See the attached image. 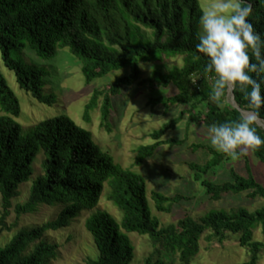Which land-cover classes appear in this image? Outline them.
Instances as JSON below:
<instances>
[{
	"label": "trees",
	"instance_id": "1",
	"mask_svg": "<svg viewBox=\"0 0 264 264\" xmlns=\"http://www.w3.org/2000/svg\"><path fill=\"white\" fill-rule=\"evenodd\" d=\"M247 5L252 8L247 19L264 39V0H244L242 6ZM201 13L198 0H0V62L15 73L22 89L46 104L55 101L53 95L44 94L46 71L22 63L17 52L29 49L38 56L51 58L58 49L66 47L80 60L87 83L128 67V74L117 77L106 87L94 88L85 106L84 117L88 119L89 110L101 99V124L108 130L113 96L119 95L124 85H174L177 90L174 94L151 98L148 103L183 105L186 110L152 131L153 143L138 147L134 165H141L160 145L184 143L162 137L185 113L189 115V123L201 122L208 128L245 118L226 101L228 89L219 106L210 98L215 73L205 71L208 58L195 47L199 42ZM261 52L264 55V47ZM175 55L183 56L182 66L174 65L166 72L154 69L151 77L140 78L141 61H161ZM249 57L250 62H257L250 51ZM194 78L196 85L192 84ZM233 96L241 109L256 114L238 89ZM19 114V101L0 70V195L4 209L0 222L4 224L19 186L32 177V164L40 152L43 171L33 179L27 200L16 204L15 211L20 216L35 211L41 204L55 203L62 208L54 220L21 228L0 245V264H50L57 257L58 246L44 238L45 232L68 227L80 211L95 208L105 183L110 189L108 197L122 217L119 222L108 211L99 209L85 219V227L99 251L98 257L89 258L86 264H131L134 246L126 232L151 239L154 252L144 264H175L164 253L176 256L180 264H190L205 234L208 240L219 243L231 234L236 235L239 245L249 252L248 264H257L264 242L255 240L253 232L259 226L264 232V205L254 211L240 206L231 210L210 209L198 218L187 214L175 223L160 226L149 208L143 175L123 168L93 141L90 131L60 114L35 123L32 133L23 136L14 119ZM258 117L264 120V107L259 109ZM253 127L264 139V130L255 122ZM191 145L207 148L211 153L204 163L188 164L193 179L209 197L218 200L226 193L247 191L251 198H264V185L254 177L248 161L246 175L231 168L230 179L213 182L205 176L230 157L201 143ZM252 152L264 164V145ZM151 196L161 212H169L174 203L183 199L181 195L167 196L157 190H152Z\"/></svg>",
	"mask_w": 264,
	"mask_h": 264
},
{
	"label": "rangeland",
	"instance_id": "2",
	"mask_svg": "<svg viewBox=\"0 0 264 264\" xmlns=\"http://www.w3.org/2000/svg\"><path fill=\"white\" fill-rule=\"evenodd\" d=\"M214 0H198L201 10H205ZM147 33H150L147 30ZM17 57L24 64L36 65L44 68V94L53 95L54 103L46 104L37 101L30 93L22 89L15 73L10 71L4 63L0 62V70L4 78L15 93L19 104L20 114L14 119L20 125V134L28 135L33 131V125L41 120L53 118L60 114L70 117L74 123L92 134L93 141L103 150L108 152L114 160L123 168L131 169L146 180V198L154 217L160 221V226L175 223L185 215L198 218L210 209L231 210L238 206L254 211L264 205V198L248 196V192L238 194L226 193L218 200L209 197L204 189L192 177L189 169L190 162L204 163L211 157L207 148H192L191 144H204L213 148L208 139V127L201 122L188 121V113H185L173 129H169L162 139H180L184 143L179 145H160L152 156H149L141 165H134L137 149L141 145L154 142L150 133L160 128L164 123L180 115V111L186 110L183 105L165 106L162 103L150 105L151 98L161 95H172L177 90L174 85L163 87L149 83L127 86L121 88L119 95L113 96L112 111L109 119V130L101 124L100 104L86 114V104L89 102L94 88L106 87L117 77L129 73V68L112 71L106 76L96 78L87 83L81 70L80 60L74 56L68 48L58 49L54 57L38 56L35 52L25 49L17 52ZM140 78L147 79L152 76L154 69L162 72L168 71L172 66L183 65V56L175 55L164 57L161 61H141ZM226 101L233 103L232 94L228 90ZM253 111L242 109V115L247 118V113ZM251 116H255L254 113ZM264 124L262 120H258ZM214 149V148H213ZM43 154L40 152L34 159L33 175L28 182L19 186L18 195L12 200L8 214L4 217V224L0 222V245L7 243L10 238L21 228L41 225L54 220L60 212V204H41L35 211L17 216L15 206L24 203L29 195L30 186L34 178L42 173ZM249 167L254 177L264 185V164L248 150L246 156L238 160L231 158L220 164L205 177L213 182H222L230 179V170L234 168L239 173L247 174ZM152 190L162 192L167 196L181 195L183 199L174 203L169 212L158 211L152 199ZM110 189L105 183L98 205L90 210H82L74 218L68 227L57 230H48L44 238L57 244V257L50 264H86L89 258H97L99 251L93 240L92 234L85 227V219L93 215L97 210L103 209L112 214L119 222L122 212L108 197ZM4 213L0 195V218ZM134 246V257L131 264H144L146 257L154 252V246L147 235L135 232H126ZM206 235V234H205ZM203 235L200 239V248L190 264H248L250 255L245 247L238 243L236 235L219 243L208 240ZM254 239L264 242V232L257 227ZM164 257L178 263L176 256L164 253ZM257 264H264V250L261 252Z\"/></svg>",
	"mask_w": 264,
	"mask_h": 264
},
{
	"label": "clouds",
	"instance_id": "3",
	"mask_svg": "<svg viewBox=\"0 0 264 264\" xmlns=\"http://www.w3.org/2000/svg\"><path fill=\"white\" fill-rule=\"evenodd\" d=\"M244 0H214L199 17L196 50L208 58L205 71L215 73L210 98L220 105L225 90H239L258 116L264 107V39L247 19L251 5ZM249 51L256 63L250 62ZM254 74V75H251ZM197 84V78L192 79ZM256 116L235 122L213 124L208 128L211 146L232 160L248 154L249 149L264 145L253 127Z\"/></svg>",
	"mask_w": 264,
	"mask_h": 264
},
{
	"label": "water",
	"instance_id": "4",
	"mask_svg": "<svg viewBox=\"0 0 264 264\" xmlns=\"http://www.w3.org/2000/svg\"><path fill=\"white\" fill-rule=\"evenodd\" d=\"M229 91H230L231 94H232V99H233V103H232V104H233V106L236 107V108L242 113V109H241V107L238 106V105L236 104L235 100H234L233 91H232V90H229ZM253 113H254V112H253ZM254 114H255V113H254ZM255 116H256V119L254 120V122L264 130V124H260V123L258 122V120H262V119L259 118L256 114H255ZM263 121H264V120H263Z\"/></svg>",
	"mask_w": 264,
	"mask_h": 264
}]
</instances>
